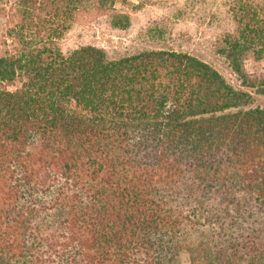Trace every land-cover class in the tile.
<instances>
[{
  "label": "trees",
  "instance_id": "obj_1",
  "mask_svg": "<svg viewBox=\"0 0 264 264\" xmlns=\"http://www.w3.org/2000/svg\"><path fill=\"white\" fill-rule=\"evenodd\" d=\"M90 3L0 0V264H264V107L188 52L63 51ZM232 8L248 86L264 0Z\"/></svg>",
  "mask_w": 264,
  "mask_h": 264
},
{
  "label": "rangeland",
  "instance_id": "obj_2",
  "mask_svg": "<svg viewBox=\"0 0 264 264\" xmlns=\"http://www.w3.org/2000/svg\"><path fill=\"white\" fill-rule=\"evenodd\" d=\"M114 4L84 6L73 26L60 40L63 51L80 46L102 48L109 58L147 49H175L188 52L213 66L231 85L248 90L254 105L264 107V52L257 58L252 51L244 57L243 68L249 80L243 86L224 54V37L233 30L231 19L234 0H109ZM116 10V11H114ZM128 13L131 24L126 29L112 26L115 13ZM253 85V86H252ZM185 264H189L188 262Z\"/></svg>",
  "mask_w": 264,
  "mask_h": 264
}]
</instances>
